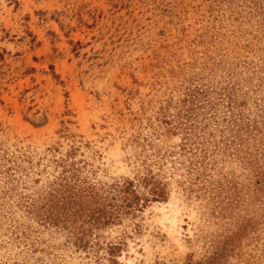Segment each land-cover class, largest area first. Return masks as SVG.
Instances as JSON below:
<instances>
[{"label": "rangeland", "instance_id": "1", "mask_svg": "<svg viewBox=\"0 0 264 264\" xmlns=\"http://www.w3.org/2000/svg\"><path fill=\"white\" fill-rule=\"evenodd\" d=\"M0 264H264V0H0Z\"/></svg>", "mask_w": 264, "mask_h": 264}, {"label": "bare ground", "instance_id": "2", "mask_svg": "<svg viewBox=\"0 0 264 264\" xmlns=\"http://www.w3.org/2000/svg\"><path fill=\"white\" fill-rule=\"evenodd\" d=\"M171 226H172L171 228H173V229H172L173 232L177 233V231L175 230V226H174V223H173V222L171 223Z\"/></svg>", "mask_w": 264, "mask_h": 264}]
</instances>
